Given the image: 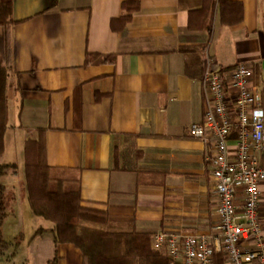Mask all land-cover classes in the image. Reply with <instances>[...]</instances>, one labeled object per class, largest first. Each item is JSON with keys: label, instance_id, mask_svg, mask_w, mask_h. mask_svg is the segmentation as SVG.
<instances>
[{"label": "crops", "instance_id": "obj_1", "mask_svg": "<svg viewBox=\"0 0 264 264\" xmlns=\"http://www.w3.org/2000/svg\"><path fill=\"white\" fill-rule=\"evenodd\" d=\"M10 19L7 45L0 26V56L7 47L10 58L0 165L15 171L4 192L23 175L26 200L25 146L42 133L47 166L78 171L80 206L107 214L105 232L209 235L211 150L188 128L202 120L207 58L223 69L245 63L253 88L264 85V0H11ZM259 190L264 234V182ZM13 206L3 236L18 227ZM30 238L44 244L46 264L52 234ZM56 253L57 264H82L72 245Z\"/></svg>", "mask_w": 264, "mask_h": 264}, {"label": "built area", "instance_id": "obj_2", "mask_svg": "<svg viewBox=\"0 0 264 264\" xmlns=\"http://www.w3.org/2000/svg\"><path fill=\"white\" fill-rule=\"evenodd\" d=\"M252 79V67L245 63L223 69L205 61L203 116L189 126L188 134L210 146L217 222L209 235L155 232L151 249L163 253L170 264H214L215 254L223 257V264H264L258 213L259 185L264 182V85L253 88ZM233 134L235 150L230 156Z\"/></svg>", "mask_w": 264, "mask_h": 264}, {"label": "trees", "instance_id": "obj_3", "mask_svg": "<svg viewBox=\"0 0 264 264\" xmlns=\"http://www.w3.org/2000/svg\"><path fill=\"white\" fill-rule=\"evenodd\" d=\"M55 1L49 0V4L54 5ZM10 15L11 0H0V26L5 27L6 45L8 42L6 28L12 23ZM221 22L233 23L224 17L221 18ZM113 58V55H107L102 57V60L112 62ZM9 61V50L6 47L4 55L0 56V155L6 103L4 95L6 74L2 66L9 65ZM89 63L87 55L85 65ZM24 167L27 205L35 217L53 225L50 231L38 228L29 240L31 242L45 233L52 234L54 254L46 264L58 263L56 248L64 244L72 245L80 252L82 264H170L167 258L150 249V239L155 232L108 234L102 230L108 219L107 214L80 206L78 171L47 166L42 133L37 141L27 142ZM14 171V165H0V258L12 256L15 251L13 252L11 247L20 246L21 242H17V239L15 243L6 242L2 230L6 206L4 186L1 182L5 175ZM214 263L223 264V257L215 254Z\"/></svg>", "mask_w": 264, "mask_h": 264}, {"label": "rangeland", "instance_id": "obj_4", "mask_svg": "<svg viewBox=\"0 0 264 264\" xmlns=\"http://www.w3.org/2000/svg\"><path fill=\"white\" fill-rule=\"evenodd\" d=\"M3 34V28L0 27V35L2 37ZM22 174V173H21ZM21 179L23 180V175H20L18 177H15L14 179H11V182L13 183L10 188V186H6L7 190L5 193V206L7 211L11 208V205L13 206L12 210H15L14 218L10 216L11 222L15 220V223L18 224L17 228H14L15 230L4 233V240L5 241H10L11 243H15V240H12L14 236L17 235L16 241L20 242V246H13L11 247V250L15 251L11 252L13 255L7 257H1L0 258V264H44V257H46L47 254L42 253L41 255H38V250L44 249V244L42 242L36 241L32 243L31 245H27V242L23 240L28 239L32 234L40 227H45L47 226V223L44 222L42 219L36 218V221H29L27 219L28 213L30 214L27 206H26V200H25V195L22 189V184L20 183ZM11 210V209H10ZM6 211V212H7ZM9 213V212H8ZM107 223V222H106ZM105 223V225H106ZM85 226H90L88 224H82ZM104 225V226H105ZM103 226V227H104ZM102 230L105 232V230ZM108 233V232H106ZM108 234H130V233H108ZM20 237V238H19ZM19 238V239H18ZM9 253V254H11Z\"/></svg>", "mask_w": 264, "mask_h": 264}]
</instances>
